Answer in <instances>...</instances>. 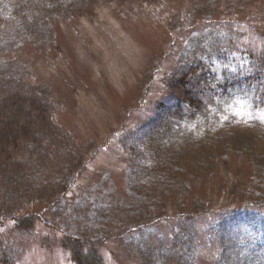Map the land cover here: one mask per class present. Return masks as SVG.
Segmentation results:
<instances>
[{
    "label": "rangeland",
    "instance_id": "rangeland-1",
    "mask_svg": "<svg viewBox=\"0 0 264 264\" xmlns=\"http://www.w3.org/2000/svg\"><path fill=\"white\" fill-rule=\"evenodd\" d=\"M263 28L264 0H0V90L56 120L0 161V220L32 213L0 262L264 264ZM194 58L218 96L155 121Z\"/></svg>",
    "mask_w": 264,
    "mask_h": 264
},
{
    "label": "trees",
    "instance_id": "trees-1",
    "mask_svg": "<svg viewBox=\"0 0 264 264\" xmlns=\"http://www.w3.org/2000/svg\"><path fill=\"white\" fill-rule=\"evenodd\" d=\"M110 2L112 1L108 3ZM206 71V65L201 59L198 60L197 58H194L191 62L185 64V66L179 67L173 77L174 79L172 78V81H169L170 85L168 87L165 86L163 89V97L165 92H167L168 97H164V99L158 103V113L154 120L162 121L166 119L167 116L173 114L182 115L188 112L199 113L202 109L208 107V101L213 98L216 99L218 96V88H220V86L212 84L205 79ZM210 85L211 87H209ZM14 91L17 92L16 90ZM44 106L36 100L14 94L10 89L0 90L1 162L10 163L15 155L14 153L21 147L25 139L36 136L44 129H50L56 124L54 115ZM80 154H82L80 160H83L84 153L81 152ZM224 180L228 181V188L227 190L225 188L224 193L228 191L230 194L231 191H235L239 186V177L236 178L235 172H227V176H224ZM242 209L234 208L231 205L225 207V216L231 215V212H239L238 214L240 217L243 214L246 215L247 211ZM259 213V215L264 217V213L260 211ZM31 216L32 213L26 217L2 219L0 220V227L4 226L5 222H9L10 224L13 223L15 229H27L30 226L29 222ZM64 247L69 250L71 260L74 264H103V259L98 252V247L86 243L82 239L73 238L68 243L64 242ZM0 264L13 263L12 261L4 259Z\"/></svg>",
    "mask_w": 264,
    "mask_h": 264
}]
</instances>
